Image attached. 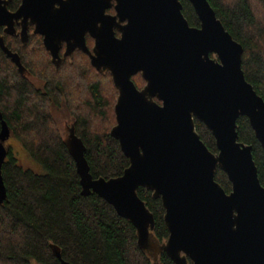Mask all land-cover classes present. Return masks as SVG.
Wrapping results in <instances>:
<instances>
[{"label": "water", "instance_id": "95a60500", "mask_svg": "<svg viewBox=\"0 0 264 264\" xmlns=\"http://www.w3.org/2000/svg\"><path fill=\"white\" fill-rule=\"evenodd\" d=\"M8 1L0 0V48L21 75L28 72L4 34L25 44L32 25L56 67L78 49L97 71L109 72L117 90L110 135L129 165L118 177L94 178L71 124L64 144L81 194L96 193L129 220L153 264H161L162 251L174 264H264V186L251 145L239 141L236 130L237 118L246 116L264 151V99L244 77L241 44L208 0H188L199 26L188 23L180 0H20L14 11ZM111 7L114 13L107 12ZM136 73L145 81L140 89L131 79ZM195 119L213 135L217 153L200 139ZM0 120L1 203L10 130L1 113ZM217 168L226 173L229 192L215 180ZM139 186L162 201L169 232L162 243ZM53 253L60 264H72L56 248Z\"/></svg>", "mask_w": 264, "mask_h": 264}, {"label": "trees", "instance_id": "16d2710c", "mask_svg": "<svg viewBox=\"0 0 264 264\" xmlns=\"http://www.w3.org/2000/svg\"><path fill=\"white\" fill-rule=\"evenodd\" d=\"M180 1L188 23L199 26L192 4ZM208 2L224 28L241 44L244 77L264 99V0ZM19 3L10 0L7 7L15 10ZM107 11L114 12L113 8ZM4 42L19 54L28 74L43 78L44 87L32 86L0 48V113L37 167L24 168L7 148L1 168L6 197L0 203V264H60L53 248L72 264H153L138 247L136 230L129 220L96 193L81 194L74 160L49 113L64 97L75 133L86 147L91 175L105 179L120 176L129 160L110 135L117 90L109 72L96 71L79 51L56 67L42 37L31 32L25 44L17 35L7 34ZM86 42L91 45L93 40L87 36ZM131 79L139 89L145 84L140 73ZM236 124L238 140L251 145L264 186V151L246 116H239ZM195 127L207 148L217 153L210 131L198 119ZM214 178L226 192L231 190L224 171L217 168ZM137 194L153 214V234L162 243L169 232L161 199L142 186ZM158 260L174 264L164 251Z\"/></svg>", "mask_w": 264, "mask_h": 264}, {"label": "rangeland", "instance_id": "374dc122", "mask_svg": "<svg viewBox=\"0 0 264 264\" xmlns=\"http://www.w3.org/2000/svg\"><path fill=\"white\" fill-rule=\"evenodd\" d=\"M38 79H39V81H41V83L38 80L31 78V80H34L35 84H37V85L43 84L44 85L43 78L38 77ZM41 89H43V88H41ZM115 101H116V98H115ZM65 106H66V103H65L64 97H61L59 103L52 105V107L49 110V113L51 114L53 122H54V124H56V127L62 133L63 138H65L67 136L68 128L71 126L72 121H73V118L71 117V115H69ZM10 135L11 136L8 137L9 139L4 141L5 147L11 148L12 153L17 158L20 165H22L24 168L36 169L37 167H36L35 163H33V161L29 157L26 150L23 149L20 141L17 138H15V136H13L12 133H10Z\"/></svg>", "mask_w": 264, "mask_h": 264}, {"label": "flooded vegetation", "instance_id": "af4514ba", "mask_svg": "<svg viewBox=\"0 0 264 264\" xmlns=\"http://www.w3.org/2000/svg\"><path fill=\"white\" fill-rule=\"evenodd\" d=\"M9 1H10V0H9ZM9 1H8V2H9ZM7 4H8V3H7ZM19 4H20V3H19ZM18 6H19V5H18ZM7 8H8V7H7ZM111 8H113V7H111ZM9 10H10V9H9ZM15 10H16V9H15ZM113 10H114V9H113ZM10 11H14V10H10ZM107 12H108V11H107ZM109 13H111V12H109ZM113 13H114V12H113ZM16 26H18V25H15V27H16ZM19 29H20V27H19ZM19 29H18V30L16 29V31H19ZM32 30H33V26L31 25V26H29V28H28V33H29V32L32 33ZM116 34L118 35V33H116ZM38 35H39V34H38ZM12 36H13V35H12ZM17 36H18V35H17ZM28 36H29V34H28ZM40 36H41V35H40ZM87 36H89V35H88V34L85 35V41H86V37H87ZM18 37H19V36H18ZM89 37H90V36H89ZM92 40H93V39H92ZM93 43H94V41L92 42L91 45H88L87 42H86V44H87V46H88V48H89L90 50L92 49ZM64 49H65V45L63 44L62 47H61V49H60V51H59L60 55L63 54ZM75 51H79V52L85 54V55L87 56L88 60H89V57H88V55H87L86 53H84V52H82V51H80V50H78V49H77V50H74L73 53H74ZM73 53H72V54H73ZM49 56H50V55H49ZM65 58H67V57H65ZM65 58H64V59H65ZM68 58H69V57H68ZM63 61H64V60H63ZM62 63H63V62H62ZM62 63H61V64H62ZM89 63H90V60H89ZM61 64H60V65H61ZM90 65H91V63H90ZM91 66H92V65H91ZM92 67H93V66H92ZM94 69H95V68H94ZM95 70H96V69H95ZM96 71H97V70H96ZM98 72H99V71H98ZM105 72H108V71H104V72L101 71V73H105ZM136 74H137V73H136ZM136 74H135V75H136ZM133 76H134V75H133ZM26 78H27V81H28L32 86H34L36 89H41V88L44 87L43 84H41V85H37V84H35L34 80H31V78H34V79H36V80L39 81L38 77H35V76H33V75L28 74ZM39 82L41 83V81H39ZM61 134H62V133H61ZM10 136H11V135H10ZM8 139H9V138H8Z\"/></svg>", "mask_w": 264, "mask_h": 264}]
</instances>
